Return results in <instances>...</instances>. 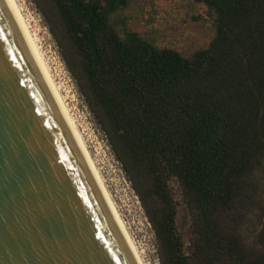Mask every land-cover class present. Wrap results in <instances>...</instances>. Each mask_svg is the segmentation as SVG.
Segmentation results:
<instances>
[{"label": "trees", "instance_id": "1", "mask_svg": "<svg viewBox=\"0 0 264 264\" xmlns=\"http://www.w3.org/2000/svg\"><path fill=\"white\" fill-rule=\"evenodd\" d=\"M31 2L139 198L160 264H264V0H192L215 34L189 56L117 27L131 0Z\"/></svg>", "mask_w": 264, "mask_h": 264}, {"label": "water", "instance_id": "2", "mask_svg": "<svg viewBox=\"0 0 264 264\" xmlns=\"http://www.w3.org/2000/svg\"><path fill=\"white\" fill-rule=\"evenodd\" d=\"M0 264H137L4 0Z\"/></svg>", "mask_w": 264, "mask_h": 264}, {"label": "rangeland", "instance_id": "3", "mask_svg": "<svg viewBox=\"0 0 264 264\" xmlns=\"http://www.w3.org/2000/svg\"><path fill=\"white\" fill-rule=\"evenodd\" d=\"M17 2L144 264H160L155 235L139 198L80 96L47 25L31 0ZM114 20L117 27L125 22L129 30L154 45L174 49L184 56L206 48L215 34L206 7L192 0H131L129 8ZM183 217L181 212L182 231Z\"/></svg>", "mask_w": 264, "mask_h": 264}, {"label": "bare ground", "instance_id": "4", "mask_svg": "<svg viewBox=\"0 0 264 264\" xmlns=\"http://www.w3.org/2000/svg\"><path fill=\"white\" fill-rule=\"evenodd\" d=\"M20 34L21 37L24 40L25 45L27 46L29 53L31 54L33 61L39 70L52 98L55 102L58 110L60 111L70 133L72 134L73 138L75 139L81 153L83 154L89 168L91 169V173L93 174V177L95 178V181L97 185L99 186V189L105 198V201L107 202V205L109 206V209L115 219V222L117 223L121 233L125 237V240L127 241V244L129 246V249L131 250V253L133 254V257L137 261V264H144L142 257L140 256L135 243L133 242L132 238L130 237L127 228L125 226L124 221L122 220L119 211L117 210V207L107 191L104 182L102 180V177L99 173V170L97 166L95 165L89 150L83 141L81 134L79 132V129L77 127V124L75 120L73 119L70 110L67 106V103L61 94V91L56 84L54 77L52 76L50 69L46 63V60L39 48V45L36 41V38L34 37L33 33L30 30V27L24 17V14L17 2V0H4Z\"/></svg>", "mask_w": 264, "mask_h": 264}]
</instances>
